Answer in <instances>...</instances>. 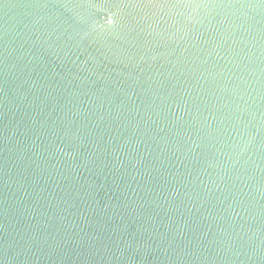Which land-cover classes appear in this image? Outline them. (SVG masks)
<instances>
[{"label": "water", "instance_id": "obj_1", "mask_svg": "<svg viewBox=\"0 0 264 264\" xmlns=\"http://www.w3.org/2000/svg\"><path fill=\"white\" fill-rule=\"evenodd\" d=\"M0 264H264V0H0Z\"/></svg>", "mask_w": 264, "mask_h": 264}]
</instances>
